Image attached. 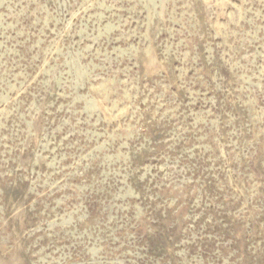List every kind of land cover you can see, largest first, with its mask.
<instances>
[{"label":"rangeland","instance_id":"1","mask_svg":"<svg viewBox=\"0 0 264 264\" xmlns=\"http://www.w3.org/2000/svg\"><path fill=\"white\" fill-rule=\"evenodd\" d=\"M0 264H264V0H0Z\"/></svg>","mask_w":264,"mask_h":264}]
</instances>
